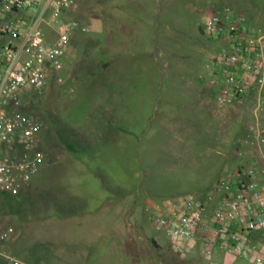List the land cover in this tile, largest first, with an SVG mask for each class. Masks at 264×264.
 Segmentation results:
<instances>
[{"label": "rangeland", "instance_id": "374dc122", "mask_svg": "<svg viewBox=\"0 0 264 264\" xmlns=\"http://www.w3.org/2000/svg\"><path fill=\"white\" fill-rule=\"evenodd\" d=\"M102 1L106 2L79 0L74 17L88 23L94 15V2ZM226 5L233 17L243 13L247 24L264 26V0H164L156 14L164 33L157 42L158 52H148L154 42L142 40L144 36L139 34L129 51L119 52L123 55L118 56L117 52L99 50L108 42L110 25L102 16L105 30L94 34V52L92 34H82L81 39L89 43L87 50L76 56L68 53L62 73L64 81L52 82L42 93L26 99L25 109L43 124L38 134L40 148H48L34 178L58 190L67 187L62 182L70 180L75 188L81 186L83 178L63 168L50 148L73 141L74 134L93 124L94 118L106 117L109 102L125 110V130L103 140L109 146L115 145L114 150L110 147L99 154L90 153L93 160L100 155L108 161L98 164L99 168L86 165L84 177L102 178L107 186L114 184L121 191L115 206L110 208L116 226L122 221L123 207L138 200L132 221L136 220L142 233L162 247L153 248L135 227H131L125 247L117 229L114 232L111 226L109 233L114 242L110 241L108 255H103V248L93 259L80 258L75 255V247H65L63 236L56 234L47 242L41 239L36 243L35 249L42 245V254L33 257V263L264 264V229L255 230L250 242L260 261L219 251L211 257L200 256L197 251L178 256L166 245L163 230L155 227L156 213L147 215L144 211L149 202L159 206L187 192L204 195L213 189L218 177L226 175L231 164L235 169L254 159L264 161V145L256 147L250 143L252 112L218 106L209 84L211 71L219 68L214 57L226 38L204 33L201 20L216 10L223 12ZM75 76L78 78L72 81ZM261 123L264 126V113ZM119 139L124 151L118 149ZM75 155L66 149L65 156ZM6 195L0 193V204H5ZM3 211L0 207L2 227L9 225ZM1 246L2 243L3 250Z\"/></svg>", "mask_w": 264, "mask_h": 264}, {"label": "built area", "instance_id": "2783aa9c", "mask_svg": "<svg viewBox=\"0 0 264 264\" xmlns=\"http://www.w3.org/2000/svg\"><path fill=\"white\" fill-rule=\"evenodd\" d=\"M78 8L79 0H0V193H18L43 163L38 138L43 124L25 109L26 99L64 81L72 38L90 31L74 17ZM222 10L201 20L204 33L226 38L209 84L217 105L252 112L250 143L259 147L264 145V26L247 24L243 13L233 17L227 5ZM226 172L211 191L177 196L156 214V228L177 255L197 251L211 257L219 251L261 260L250 242L255 230L264 229V161ZM12 232V226H0V243ZM0 264L28 263L0 250Z\"/></svg>", "mask_w": 264, "mask_h": 264}, {"label": "crops", "instance_id": "0c3cea01", "mask_svg": "<svg viewBox=\"0 0 264 264\" xmlns=\"http://www.w3.org/2000/svg\"><path fill=\"white\" fill-rule=\"evenodd\" d=\"M163 1L106 0V2H94V15L86 23L90 27L88 33H91L93 37L90 40L91 52H94L93 49L96 46H93L94 34L105 30L104 18L110 23L107 32L108 42L106 41L102 47L100 46L99 50L117 52L118 56H122L123 54L119 52H128L129 47L135 40L139 39V34H141L144 36L141 38L142 40L154 42L150 44L148 52H158L157 42L163 39L164 33L159 28L161 21L156 17V14L161 9ZM81 35V33L74 35L67 55L71 52L70 56L71 54L76 56V53L82 52V50L86 52L89 43L85 39L83 41ZM151 54L155 55V53ZM65 68L66 66H63L61 74L65 72ZM77 78L75 76L72 81ZM105 111L109 112L106 117L99 118L100 116H98V118H94L93 124H87L84 128L79 129L74 134L76 139L67 143L61 142L50 148L56 152V158L62 163L63 168L72 172L73 175L79 174L83 178L81 186L75 188L73 186L75 184L70 180L67 183L62 182L67 187L62 186L58 190L53 188V185H46L40 179H35L36 172L28 184L18 193H7L8 195L4 197L5 204H0V207L4 208L3 218L12 226L13 232L9 239L2 243L3 250L16 255L28 264H35L32 258L42 254L40 252L42 245L35 249L36 243L41 239L47 242L52 236L61 234L63 245L67 248L75 247L76 256L83 259H93L103 248V255H108L110 241L114 242L109 233L111 226L114 232L117 229L119 240L124 246L131 227H135L140 230L142 236L153 248H162L158 243L159 247L156 248L152 239H148L136 225V220L132 221L131 216L137 209L138 200H134L123 207L122 221L119 226H116L112 214L114 212L110 208L115 206L117 195L121 191L119 188H115L114 184L107 186L102 178L94 180L84 177L86 165L90 164L92 168H99L100 165L98 164L108 161L107 158L100 155H97V159L93 160L94 155L91 156L90 153L99 154L109 150L110 147H112L111 150H114L115 145L109 146L103 140L116 136V133L126 128L125 110L119 109L117 103L109 102ZM116 143L119 146L118 149L124 151V147L120 146L122 144L121 139ZM66 149L76 155L65 156ZM46 153H48V148H44V155ZM230 168L233 169L232 164ZM79 184L81 183L77 185ZM170 200L159 206L151 202L146 203L144 211L147 215L161 213L167 209ZM105 227L108 229L107 231H100L101 228ZM164 236L167 241L166 245L172 250L165 233Z\"/></svg>", "mask_w": 264, "mask_h": 264}, {"label": "trees", "instance_id": "16d2710c", "mask_svg": "<svg viewBox=\"0 0 264 264\" xmlns=\"http://www.w3.org/2000/svg\"><path fill=\"white\" fill-rule=\"evenodd\" d=\"M152 243H153V245L156 247V248H158L159 247V245L152 239ZM179 256V255H178Z\"/></svg>", "mask_w": 264, "mask_h": 264}]
</instances>
